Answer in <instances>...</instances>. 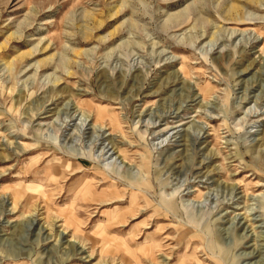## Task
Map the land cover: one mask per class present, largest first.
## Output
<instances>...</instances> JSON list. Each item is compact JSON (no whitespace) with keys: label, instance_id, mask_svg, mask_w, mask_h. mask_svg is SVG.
Segmentation results:
<instances>
[{"label":"rangeland","instance_id":"obj_1","mask_svg":"<svg viewBox=\"0 0 264 264\" xmlns=\"http://www.w3.org/2000/svg\"><path fill=\"white\" fill-rule=\"evenodd\" d=\"M263 17L0 0V264H264Z\"/></svg>","mask_w":264,"mask_h":264},{"label":"bare ground","instance_id":"obj_2","mask_svg":"<svg viewBox=\"0 0 264 264\" xmlns=\"http://www.w3.org/2000/svg\"><path fill=\"white\" fill-rule=\"evenodd\" d=\"M237 10V9H236ZM238 11V10H237ZM251 17H253V15L251 16ZM252 19H255V18H251V20ZM263 19H264V17H263ZM233 20H234V18H233ZM235 32V31H234ZM258 40H259V38H258ZM56 80V79H55ZM57 82V81H56ZM111 150V149H110ZM110 150L108 151V152H110Z\"/></svg>","mask_w":264,"mask_h":264}]
</instances>
